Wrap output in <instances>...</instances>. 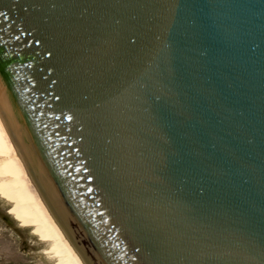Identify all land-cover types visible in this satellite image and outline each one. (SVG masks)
<instances>
[{"label":"water","instance_id":"obj_1","mask_svg":"<svg viewBox=\"0 0 264 264\" xmlns=\"http://www.w3.org/2000/svg\"><path fill=\"white\" fill-rule=\"evenodd\" d=\"M0 12V144L78 264H264V0Z\"/></svg>","mask_w":264,"mask_h":264},{"label":"rangeland","instance_id":"obj_2","mask_svg":"<svg viewBox=\"0 0 264 264\" xmlns=\"http://www.w3.org/2000/svg\"><path fill=\"white\" fill-rule=\"evenodd\" d=\"M13 216V201L0 194V264H56L48 242Z\"/></svg>","mask_w":264,"mask_h":264},{"label":"bare ground","instance_id":"obj_3","mask_svg":"<svg viewBox=\"0 0 264 264\" xmlns=\"http://www.w3.org/2000/svg\"><path fill=\"white\" fill-rule=\"evenodd\" d=\"M0 194L13 201V212L16 218L20 220L24 225L32 226L34 233L37 234L41 240H44L46 243L48 242V252L52 254V257H55L56 264H78L76 260L61 245L59 240L56 238V236L40 214L39 210L33 203L22 182L20 181L13 166L11 165L1 144ZM15 216L13 217L15 218Z\"/></svg>","mask_w":264,"mask_h":264},{"label":"snow or ice","instance_id":"obj_4","mask_svg":"<svg viewBox=\"0 0 264 264\" xmlns=\"http://www.w3.org/2000/svg\"><path fill=\"white\" fill-rule=\"evenodd\" d=\"M4 15V13L3 12H0V16H3Z\"/></svg>","mask_w":264,"mask_h":264}]
</instances>
